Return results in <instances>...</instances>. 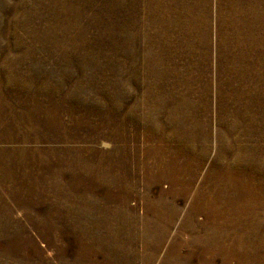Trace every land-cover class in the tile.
Wrapping results in <instances>:
<instances>
[{
  "label": "rangeland",
  "instance_id": "374dc122",
  "mask_svg": "<svg viewBox=\"0 0 264 264\" xmlns=\"http://www.w3.org/2000/svg\"><path fill=\"white\" fill-rule=\"evenodd\" d=\"M263 2L0 0V85L1 76L16 66L24 78L61 82V94L73 93L82 108L102 112L105 120L81 122L74 115L73 122L63 124L71 126L70 138L47 145L55 152L48 162L0 145V264H75L77 243L86 251L79 264H145L150 254L152 264L223 263L214 245L204 249L201 235L216 242L221 237V245L229 246L227 264H264ZM0 95L8 91L0 88ZM234 116L262 129L250 139L242 129L236 131L242 150L250 151L262 171H257L256 189H246L238 203V226L232 219L219 227L199 224L206 206L213 207L212 214L229 209L196 194L216 192L210 165L215 135L222 129L226 134V120L237 123ZM187 131L207 146L202 167L190 174L181 157L171 160L175 166L164 178L152 157L163 156L165 175L170 158L165 150L180 148ZM186 141L185 147L191 146ZM80 146L87 148L88 158L73 160ZM32 169L45 174V180H37L39 188L26 175L34 174ZM8 189L18 194L9 196ZM30 189L40 190L25 195Z\"/></svg>",
  "mask_w": 264,
  "mask_h": 264
},
{
  "label": "bare ground",
  "instance_id": "6f19581e",
  "mask_svg": "<svg viewBox=\"0 0 264 264\" xmlns=\"http://www.w3.org/2000/svg\"><path fill=\"white\" fill-rule=\"evenodd\" d=\"M243 1V0H242ZM183 2V1H182ZM181 2V3H182ZM215 3V2H214ZM264 3V2H263ZM171 5V4H170ZM250 6V5H249ZM260 6V5H259ZM255 7V6H254ZM215 10V9H214ZM237 10V9H236ZM243 10V9H242ZM254 10V9H253ZM224 12V11H223ZM222 12V13H223ZM241 13V12H240ZM248 13V12H247ZM261 14V12H260ZM228 15V13H227ZM246 15V14H245ZM162 17V16H160ZM234 19V18H233ZM225 20V19H224ZM243 20V19H242ZM229 23V22H228ZM207 24V23H206ZM164 25V24H163ZM193 25V24H192ZM224 25V24H223ZM252 26V25H251ZM205 27V26H204ZM221 27V26H220ZM229 27V26H227ZM167 28V27H166ZM245 28V27H244ZM233 29V28H232ZM238 30V29H237ZM240 30V29H239ZM236 31V30H235ZM204 32V30H203ZM200 33V32H199ZM255 33V32H254ZM218 35V34H217ZM180 36V35H179ZM200 36V35H199ZM206 38V37H205ZM204 38V39H205ZM220 40V39H219ZM232 42V41H230ZM208 44V43H206ZM251 44V43H250ZM236 45V44H235ZM237 46V45H236ZM220 50V49H219ZM25 58V57H24ZM6 59V58H5ZM4 59V60H5ZM244 59V58H243ZM17 63V62H16ZM15 63V64H16ZM17 65V64H16ZM16 66L11 67L12 71L7 73L6 75L1 76V83L3 84L0 88H5L8 91L7 96L0 97V145H9L12 148L8 150L9 152L13 153H19L20 156L23 157H31L33 159H37L38 161H50L54 160V155L52 148L48 147L47 145L51 143V141H54L55 143L62 142L68 138H70V134H73V131H70V127H66L63 124L65 122H73L74 115L76 117H80L81 122H92L91 119L96 117L94 121H96L97 118H103L101 114L102 112H94L91 113L90 111L86 110V108H82L81 102L78 101L74 96L73 93L71 94L69 91L66 93L60 92V88H63V84L61 82L57 83H50L46 81L44 82H38L33 77L26 75V78L21 76L15 71ZM5 71V70H4ZM27 71V70H26ZM32 73V72H31ZM24 75V74H23ZM58 76V75H57ZM66 76V75H65ZM64 77V76H63ZM228 78V77H227ZM67 78H65L66 80ZM46 80V79H45ZM74 82V81H73ZM1 84V85H2ZM0 85V86H1ZM217 86V85H216ZM74 89V87H73ZM251 90V89H250ZM3 91V89L1 90ZM232 91V90H231ZM144 95V94H143ZM146 95V94H145ZM1 96V95H0ZM143 98V97H142ZM145 101V99H144ZM215 102V101H214ZM247 102V101H246ZM96 103V102H95ZM179 105V104H178ZM263 105V104H262ZM177 106V104H176ZM116 108V107H115ZM178 108V107H177ZM101 111V110H100ZM175 112V111H174ZM220 112V111H219ZM169 114V113H168ZM78 115V116H77ZM112 115V114H111ZM175 115V114H174ZM233 115V114H232ZM159 116V115H158ZM107 120H111L110 115L107 113L106 115ZM215 117V116H214ZM64 118V119H63ZM67 118V119H66ZM100 118V119H101ZM125 118V117H124ZM78 119V118H77ZM229 119V118H228ZM236 119V120H235ZM66 120V121H65ZM206 120V119H205ZM233 120V119H232ZM234 120L237 121V123L231 122L226 120V134L224 133L223 129L222 131L217 132L215 135V157L210 164L214 171L215 176V185L213 186L216 191L213 193V191L208 195L205 193L198 192V196H202L203 199H206V201H210L212 205L221 203L220 206L227 204L229 207L228 210H222L218 213L212 214L213 207L209 205L206 206L204 210L206 211L205 214V220L199 222V224L208 223L209 225L213 226L214 223H217L216 226L219 224H222L228 219H232L233 223L236 226L239 225V221H237L236 216L238 215L236 213H240V205H238L239 201L242 202L243 200V193L245 195V190L247 189H253L254 187V181L257 175V171L262 169L259 167H256L254 165V157L251 155L250 151L246 154L244 150H242V147H244V144L242 146V141H240L241 145L238 142L237 139V130L242 129L241 131H244V134L246 137H249L250 139L253 135L254 137L257 136V134L262 133V129L257 125L255 127L253 123H248L244 117L240 116L239 118H235ZM254 121V120H253ZM111 122V121H110ZM113 122V121H112ZM125 122V121H124ZM103 123V122H101ZM101 123L97 125H102ZM114 123V122H113ZM222 123V122H221ZM121 124V123H120ZM156 124V123H155ZM70 125V124H68ZM77 125V124H76ZM75 125V126H76ZM104 125V124H103ZM102 125V126H103ZM108 125V124H107ZM114 125V124H112ZM203 125V124H202ZM214 125V124H213ZM111 126V125H109ZM116 126V125H115ZM122 126V125H121ZM87 127V126H86ZM101 127V126H100ZM99 127V128H100ZM142 127V126H141ZM155 127V126H154ZM217 127V126H216ZM108 128V127H107ZM124 128V127H123ZM98 129V128H97ZM114 129V128H113ZM120 129V128H119ZM127 129V128H126ZM123 130V129H122ZM101 131V130H100ZM121 131V129H120ZM215 131V130H214ZM124 132V131H123ZM177 132V131H176ZM206 132V131H205ZM79 133V132H78ZM102 133V132H101ZM109 133V132H108ZM119 133V132H118ZM127 133V132H126ZM135 133V132H134ZM140 133V132H138ZM144 133V132H143ZM183 133V132H182ZM188 135H186L184 138H182L181 147L178 149H174L172 153L168 152V150H165V152L170 158L166 160V172L165 175L161 171V166L163 162V156L160 157L159 155L153 156V166L157 170V173L162 174V176L165 178L168 174L169 170H172L174 168V164L171 160L180 159L181 157L185 158L187 161L188 166V172L191 174L192 171L199 169L201 166L202 158H204L207 154V146L206 144H199L198 141L195 140V138L192 137V134L188 132ZM214 133V132H213ZM253 133V134H252ZM53 134V135H52ZM94 134V133H93ZM96 134V133H95ZM98 134V132H97ZM106 134V133H105ZM128 134V133H127ZM153 134V133H152ZM151 134V135H152ZM215 134V133H214ZM91 135V134H90ZM133 135V134H132ZM136 135V134H135ZM92 136V135H91ZM99 136V135H97ZM125 136V134H124ZM130 136V135H129ZM229 140H228V138ZM90 137V136H89ZM96 137V136H95ZM102 137V136H101ZM105 137V135H104ZM140 137V136H138ZM143 138V134L141 136ZM150 137V136H149ZM97 138V137H96ZM125 138V137H124ZM137 138V137H136ZM95 139V138H94ZM99 139V138H98ZM103 139V137L101 138ZM117 139V138H113ZM123 139V138H122ZM154 139V137H153ZM189 139V143L191 146H186L187 141ZM206 137H204L205 141ZM144 140V139H142ZM116 141V140H114ZM118 141H120L118 139ZM137 141V140H136ZM148 141V140H147ZM157 141V140H156ZM163 141V140H162ZM186 141V142H185ZM98 141H96L97 143ZM121 142V141H120ZM144 142V141H143ZM154 142V141H153ZM152 142V143H153ZM64 143V142H63ZM76 143V142H75ZM88 143V141H87ZM113 143V142H111ZM118 143V142H117ZM141 143V142H140ZM161 143V142H160ZM52 144V143H51ZM90 144V143H89ZM151 144V143H150ZM155 144V142H154ZM153 144V145H154ZM174 144V143H173ZM122 145V142L120 146ZM160 145V144H159ZM95 146V144H94ZM162 146V144H161ZM160 146V148H161ZM8 147V146H7ZM9 147V148H10ZM81 147V146H80ZM151 147V146H150ZM78 148V147H77ZM124 148V147H123ZM159 148V147H158ZM163 148V147H162ZM55 149V148H54ZM85 149V148H84ZM87 149V148H86ZM85 149V150H86ZM95 149V148H94ZM83 150L78 148L77 151H73V160L75 159H81L82 157L88 158L86 154L89 153L88 150ZM116 150L117 146H116ZM121 150V149H120ZM119 150V151H120ZM155 150V149H154ZM163 150V149H162ZM56 151V150H55ZM58 151V150H57ZM56 151V152H57ZM65 151V150H64ZM63 153L67 154L65 151ZM94 151V150H93ZM92 151V152H93ZM156 151V150H155ZM158 151V150H157ZM156 151V152H157ZM91 152V151H90ZM194 152V154H197V157H190L189 154ZM231 152V154H230ZM117 153V152H115ZM124 153V152H123ZM150 153H153L150 152ZM69 154V153H68ZM99 154V153H98ZM125 154V153H124ZM107 155V154H106ZM162 155V153H161ZM96 157V153H92V157ZM120 156V155H119ZM167 156V155H166ZM264 156V152H263ZM107 157V156H106ZM121 157V156H120ZM56 158V157H55ZM66 158V157H65ZM165 158V157H164ZM117 159V157H116ZM120 159V158H119ZM151 159V160H152ZM68 160V158H67ZM136 160V159H135ZM263 160V159H262ZM64 161V160H63ZM122 161V160H121ZM141 161V160H140ZM160 161V162H159ZM165 162V161H164ZM163 162V163H164ZM178 162V161H176ZM71 164V163H69ZM82 164V163H81ZM181 164V163H180ZM72 166V165H71ZM152 166V165H150ZM179 166V165H178ZM184 166V165H183ZM28 168V165L24 167V170ZM66 167V166H65ZM46 168V165L43 167H40L39 170H43ZM69 168V167H68ZM83 168V167H82ZM91 168V167H90ZM154 169V168H153ZM81 170V169H80ZM34 171V174H26L30 180H32V184L34 188H39L41 186L42 179L45 180V174L37 172L35 169L29 170V172ZM66 171V170H65ZM69 171V170H68ZM85 171V169H84ZM112 171V170H111ZM153 171V170H152ZM26 172V171H25ZM37 172V173H35ZM70 172V171H69ZM55 173V172H54ZM68 173V172H67ZM109 173V172H108ZM156 173V172H155ZM167 173V174H166ZM196 173V172H195ZM70 175V174H69ZM193 175V173H192ZM190 175L192 178L193 176ZM158 176V175H157ZM175 176V175H174ZM59 178V177H58ZM61 178V177H60ZM163 178V179H164ZM53 179V178H52ZM170 179V178H169ZM37 180H40L41 182H38ZM165 180V179H164ZM168 180V179H167ZM189 180V179H188ZM27 181V180H25ZM62 181V180H61ZM64 181V180H63ZM128 182V181H127ZM169 182V181H168ZM192 182V181H191ZM64 183V182H63ZM165 183V182H164ZM170 183V182H169ZM257 184V183H256ZM261 184V183H260ZM21 183L19 182V186ZM29 182L24 183L23 186H29ZM212 185V184H210ZM258 185V184H257ZM73 186V185H72ZM17 187V186H16ZM21 187V186H20ZM187 187V186H186ZM212 187V186H210ZM227 187V188H226ZM262 187V186H261ZM259 188V187H258ZM221 189V190H220ZM244 189V191H243ZM256 189V187H254ZM28 190V189H21ZM40 189H30V191H26L25 195L33 196L36 191L39 192ZM60 190V189H59ZM184 190V189H183ZM225 190V191H224ZM78 191V190H77ZM58 192V191H57ZM74 192V191H73ZM209 192V191H208ZM253 192V191H252ZM7 193L9 196H13L16 193L15 189H8ZM43 193V192H41ZM76 193V192H75ZM89 193V192H88ZM109 193V192H108ZM195 193V192H194ZM162 194V193H161ZM178 194V193H177ZM254 194V193H253ZM90 195V194H89ZM251 195V194H250ZM249 195V196H250ZM255 195V194H254ZM257 195V194H256ZM8 196V197H9ZM15 196V195H14ZM23 196V194H22ZM93 196V195H92ZM164 196V195H163ZM252 196V195H251ZM21 197V196H20ZM62 197V196H61ZM193 197V196H192ZM248 197V196H246ZM254 197V196H252ZM264 197V194H263ZM57 198V197H56ZM245 198V197H244ZM250 198V197H249ZM60 199V198H59ZM208 199V200H207ZM52 200V199H51ZM14 203L18 202V197L13 198ZM157 201V200H156ZM162 201V200H161ZM57 202V201H56ZM60 202V201H59ZM159 202V201H158ZM95 204V203H94ZM210 204V203H209ZM160 206V205H159ZM219 206V205H218ZM264 206V204H263ZM172 208V207H171ZM170 208V209H171ZM218 208V207H217ZM217 208H215L217 210ZM193 209V208H192ZM201 209V207H200ZM244 210V209H243ZM173 211V210H172ZM170 211V212H172ZM201 212V210H197L196 214ZM243 212V211H242ZM167 213V212H166ZM202 214V213H201ZM103 215V214H102ZM170 215V214H169ZM192 215V214H191ZM200 215V214H198ZM98 216V215H97ZM96 216V217H97ZM117 216V215H116ZM171 216V215H170ZM174 216V215H172ZM194 216V215H192ZM104 217V216H103ZM165 217V216H164ZM169 218V217H168ZM174 218V217H172ZM186 218V217H185ZM189 218V217H188ZM94 219V218H93ZM164 219V218H163ZM167 219V218H165ZM194 219V218H193ZM192 219V220H193ZM89 220V219H88ZM98 220V219H96ZM95 220V221H96ZM146 220V219H145ZM148 220V219H147ZM169 220V219H168ZM124 221V220H123ZM156 221V220H155ZM164 221V220H163ZM167 221V220H165ZM171 220H169L170 222ZM87 222V221H86ZM93 222V221H92ZM150 222V221H149ZM152 222V221H151ZM228 222V221H227ZM80 221V225H81ZM88 223V222H87ZM98 223V222H95ZM107 223V222H106ZM116 223V222H115ZM114 223V224H115ZM126 223V222H125ZM168 223V221L166 222ZM230 223V222H229ZM77 224V223H76ZM143 224V223H142ZM162 224V223H161ZM170 224V223H169ZM173 224V223H172ZM198 224V223H197ZM147 225V224H146ZM168 225V224H166ZM207 225V224H206ZM203 225V226H206ZM223 225V224H222ZM231 225V224H230ZM38 226V225H37ZM84 226V223H83ZM89 226V224H88ZM87 226V227H88ZM95 226V225H94ZM109 226V224H108ZM199 226V225H198ZM147 227V226H146ZM152 227V226H151ZM150 227V228H151ZM171 227V226H170ZM200 227V226H199ZM210 227V226H209ZM219 227V226H218ZM8 228V227H7ZM169 228V227H168ZM203 228V227H202ZM201 228V229H202ZM208 228V227H204ZM235 228V227H234ZM233 228V229H234ZM81 229V228H80ZM170 229V228H169ZM191 229V228H190ZM209 229V228H208ZM214 229V228H213ZM219 229V228H218ZM217 229V231H218ZM230 228H228L229 230ZM77 230V229H76ZM82 229L81 231H83ZM93 230V229H92ZM95 230V229H94ZM105 230V228H104ZM148 230V229H147ZM146 230V231H147ZM162 230V229H160ZM185 230V229H184ZM192 230V229H191ZM203 230V229H202ZM207 230V229H206ZM222 230V229H221ZM80 231V230H79ZM80 231V232H81ZM143 231V230H142ZM170 231V230H169ZM204 231V230H203ZM208 231V230H207ZM210 231V230H209ZM212 231V230H211ZM216 231V230H215ZM85 232V231H83ZM151 232V231H150ZM230 232V231H229ZM77 233V232H76ZM86 233V232H85ZM146 233V232H144ZM153 233V232H152ZM158 234V232H156ZM189 233V232H188ZM206 233V232H205ZM208 233V232H207ZM211 233V232H210ZM216 233V232H215ZM96 234V233H95ZM164 234V233H163ZM192 234V233H191ZM201 233H199L200 235ZM214 234V233H213ZM220 234V233H219ZM233 234V233H232ZM91 235V234H90ZM167 235V234H166ZM193 235V234H192ZM218 235V234H217ZM85 236V235H84ZM87 236V234H86ZM89 236V235H88ZM164 236V235H163ZM93 237V236H91ZM90 237V238H91ZM140 237V236H139ZM167 237V236H166ZM189 237V236H188ZM199 237V236H198ZM9 238V237H8ZM190 238V237H189ZM193 238V237H192ZM209 235H201L199 239H202L206 242V244L202 245L204 246V249H207V246L213 247L216 250V255L223 256V263L221 264H227L226 258L230 254L229 252V246L223 247L221 243L223 241L221 240V237L218 235V240L216 242V239H212L210 241ZM214 238V236H213ZM229 238V235H228ZM191 239V238H190ZM236 239V238H235ZM80 240V239H79ZM198 240V238H197ZM201 240V241H202ZM229 240V239H228ZM82 241V240H81ZM93 241V240H92ZM200 241V242H201ZM210 241V242H209ZM194 242V241H193ZM196 242V241H195ZM28 243V241H27ZM77 243V242H76ZM89 243V242H88ZM212 243V244H210ZM97 244V243H96ZM177 245V244H176ZM193 245V244H192ZM201 245V244H200ZM221 245V246H220ZM76 246V245H75ZM81 245L77 243V253L76 258L77 261L75 264L81 263L82 258L86 255V251L83 249H80ZM123 248V247H122ZM203 248V247H202ZM228 248V249H227ZM117 249V247H115ZM197 249V248H196ZM203 249V250H204ZM3 252L5 251L4 246L1 248ZM144 250V247L143 249ZM121 251V250H120ZM192 251V250H191ZM209 252V251H208ZM3 255V254H2ZM187 255V254H186ZM193 255V254H192ZM1 256V255H0ZM183 257V256H182ZM181 257V258H182ZM189 257V256H188ZM230 258V255H229ZM227 258V259H229ZM177 259V258H176ZM213 259V257H212ZM215 259V258H214ZM154 261L153 254H150L147 256L145 260V264H152ZM165 261V260H164ZM181 261V260H180ZM213 261V260H212ZM177 262V261H176ZM211 262V261H210ZM179 263V262H178ZM177 264V263H176ZM209 264V263H208ZM212 264V263H211Z\"/></svg>",
  "mask_w": 264,
  "mask_h": 264
}]
</instances>
